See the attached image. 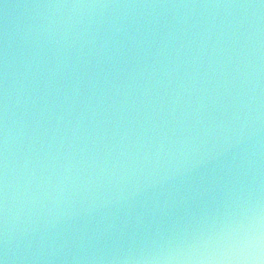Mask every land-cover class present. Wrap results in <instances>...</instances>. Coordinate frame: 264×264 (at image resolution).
Instances as JSON below:
<instances>
[{"label": "water", "instance_id": "obj_1", "mask_svg": "<svg viewBox=\"0 0 264 264\" xmlns=\"http://www.w3.org/2000/svg\"><path fill=\"white\" fill-rule=\"evenodd\" d=\"M264 236V0H0L4 264H236Z\"/></svg>", "mask_w": 264, "mask_h": 264}, {"label": "clouds", "instance_id": "obj_2", "mask_svg": "<svg viewBox=\"0 0 264 264\" xmlns=\"http://www.w3.org/2000/svg\"><path fill=\"white\" fill-rule=\"evenodd\" d=\"M230 259L236 264H264V236L257 235L245 240Z\"/></svg>", "mask_w": 264, "mask_h": 264}, {"label": "snow or ice", "instance_id": "obj_3", "mask_svg": "<svg viewBox=\"0 0 264 264\" xmlns=\"http://www.w3.org/2000/svg\"><path fill=\"white\" fill-rule=\"evenodd\" d=\"M0 264H4V261L2 259H0Z\"/></svg>", "mask_w": 264, "mask_h": 264}]
</instances>
